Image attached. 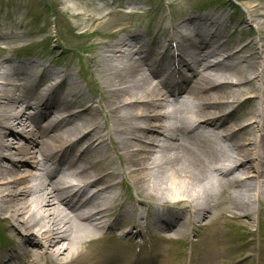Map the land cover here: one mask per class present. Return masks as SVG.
I'll list each match as a JSON object with an SVG mask.
<instances>
[{
	"label": "bare ground",
	"instance_id": "1",
	"mask_svg": "<svg viewBox=\"0 0 264 264\" xmlns=\"http://www.w3.org/2000/svg\"><path fill=\"white\" fill-rule=\"evenodd\" d=\"M70 1L96 100L68 66L18 68L0 53V216L12 243L0 264H167L151 241L190 232L201 264H224L219 219L249 229L253 204L264 208V4L240 21L255 42L234 40L213 11L145 41L123 16L95 29L109 4Z\"/></svg>",
	"mask_w": 264,
	"mask_h": 264
},
{
	"label": "rangeland",
	"instance_id": "2",
	"mask_svg": "<svg viewBox=\"0 0 264 264\" xmlns=\"http://www.w3.org/2000/svg\"><path fill=\"white\" fill-rule=\"evenodd\" d=\"M93 1L98 5L104 3L110 5L107 9L111 11L108 20L95 27L99 33L107 31L112 26L113 20L116 18L122 20L123 16L124 22L130 29H137L143 33L145 41L154 38L163 41L164 33L168 34L180 18L213 11L222 12L224 21L229 26L228 29L230 32L234 31V40L252 36L255 42L257 33L253 30V24L242 26L240 21H245L248 17L246 12L248 5L259 2L264 4V0H252L248 3L245 2L246 0H75L76 4H88ZM72 2L70 0L66 2L64 0H0V53L3 51L2 54L11 58L13 65L18 68L35 69L36 64L48 65L49 62L56 65V67L49 66L54 71L68 66L85 95L96 100L100 90L92 74V49L87 48L89 44L87 36L71 27L74 19L68 14L67 7ZM122 6L126 9L122 10ZM95 40L107 39L102 37ZM257 47L255 44L251 45L250 51L254 52ZM82 48L87 53L80 52ZM149 48L154 49L155 46L150 45ZM78 64L84 66V72L76 69ZM248 106L249 103L245 102L241 110L246 111ZM102 113H105L104 109ZM108 152L113 156L109 147ZM125 183L122 189L126 193L124 197L128 195L134 200L135 195L130 182L125 180ZM253 207L256 208V205L253 204ZM1 220L0 216V237L6 241L7 228ZM260 224L257 235L254 231L255 222L251 231L242 232L235 231L234 224L232 229L231 222L226 221L222 226L220 221L219 225L224 228L226 238L232 239L229 240L231 254H223V259L220 260L226 261L227 264H264V259L257 257L245 259L237 248V245L244 243V254L249 252L254 255L264 254V208H261ZM9 241L11 242L10 239ZM156 246L161 249L159 258L166 260L168 264H201L199 257L195 256L199 254L201 247L193 245L191 248L188 241L183 245L175 242H159ZM2 249L8 250L9 247L3 242L1 244L0 241V251ZM190 251L195 258H189Z\"/></svg>",
	"mask_w": 264,
	"mask_h": 264
}]
</instances>
